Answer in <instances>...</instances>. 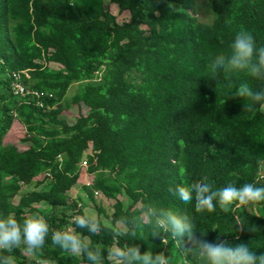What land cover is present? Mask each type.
Returning a JSON list of instances; mask_svg holds the SVG:
<instances>
[{"label":"trees","instance_id":"trees-1","mask_svg":"<svg viewBox=\"0 0 264 264\" xmlns=\"http://www.w3.org/2000/svg\"><path fill=\"white\" fill-rule=\"evenodd\" d=\"M109 1L130 19L118 23L104 0H0V214L15 213L22 221L39 212L51 230L70 225L84 213L69 193L92 146L87 172L93 182L84 189L90 199L97 191L115 201L111 221L135 214L139 202L154 203L188 214L202 239L245 243L257 255L264 253V205L258 206L259 216L243 208L197 213L194 202L184 204L168 192L203 177L214 187H239L260 176L264 110L254 105L243 111V100L225 96L241 81L264 89V80L213 74L210 63L230 49L240 30L264 46V0H203L213 16L209 24L189 12L198 11L197 0ZM169 3L183 11H169ZM23 71L30 78L22 74L20 82L30 94L17 96L11 76ZM76 84L80 88L65 101ZM72 107L80 112L70 125L61 115ZM15 120L26 130L27 149L3 144ZM31 185L35 189L16 203ZM91 243L104 250L117 243L112 225L103 223ZM118 243L176 255L171 242L165 246L147 231L136 240L121 236ZM10 254L16 264H28L22 248ZM35 256L31 264H89L85 256L53 246L50 237Z\"/></svg>","mask_w":264,"mask_h":264},{"label":"clouds","instance_id":"clouds-1","mask_svg":"<svg viewBox=\"0 0 264 264\" xmlns=\"http://www.w3.org/2000/svg\"><path fill=\"white\" fill-rule=\"evenodd\" d=\"M168 8L171 12L183 11L172 3L168 4ZM210 70L213 74L218 71L244 73L248 77L264 80V46L257 47L252 33L240 30L230 49L213 57ZM229 94L225 97L244 101L243 111H252L254 105L264 110V89L256 90L248 82L241 81ZM256 165L264 175V156L257 157ZM168 192L184 204L194 202L197 213L214 212L217 207L225 213L243 208L259 216L258 206L264 205V183L260 181L239 187L233 183L214 187L207 177H203L190 184L169 187ZM136 207L139 211L135 214L122 215L110 222L112 237L117 243L106 250L91 243V236L101 232L106 222L95 212L74 215L71 224L60 230H51L47 218L39 212L28 214L22 221L15 213L0 214V264H16L15 257L10 253L17 248H22L26 256H35L44 248L49 237L53 246L71 255L85 256L89 264H173L174 260L178 264H264V253L257 255L248 244L232 245L221 240L210 242L197 236L188 214L154 203L139 202ZM78 229L86 230L89 235ZM243 229L240 228L241 231ZM146 231L165 246L171 242L176 255L168 254L166 249L154 253L151 247L142 252L139 245L120 246L118 243L121 236L136 240L138 235L143 237ZM249 231L252 229L249 228ZM39 264L52 262L43 259Z\"/></svg>","mask_w":264,"mask_h":264},{"label":"rangeland","instance_id":"rangeland-1","mask_svg":"<svg viewBox=\"0 0 264 264\" xmlns=\"http://www.w3.org/2000/svg\"><path fill=\"white\" fill-rule=\"evenodd\" d=\"M105 1V8L106 10L110 11L113 15L117 17L118 23L126 22L130 19V13L129 12H119V9L116 5L110 4L109 0ZM197 10L193 12V10H189L195 17H197L201 22L203 23H211L213 20V16L208 13L205 10V7H203V0H197ZM49 67H52L54 69L59 68V64H49ZM103 72L100 73L102 75ZM79 85H73L70 90L68 91V94L66 96V100L70 99L73 95L76 94L77 90L79 89ZM79 108L78 107H72L70 110L64 112L61 115V118L66 120L70 125L75 123L78 115H79ZM82 113H85V109H81ZM26 137V130L23 127V125L18 121L15 120L12 124L10 130L8 133L3 137V144H16L20 149H27L30 144L25 143L23 139ZM82 177L80 176V180L77 184V186L69 193V195L74 199H78L79 202H81L84 206V212H95L97 213L102 221H106V225H111V216L114 212L113 204L115 203L114 200L107 199L101 192H99V195L94 197V199L88 198V193L85 191L84 187L87 182L92 184L91 175L86 173L84 169H82L81 173ZM94 176V175H92ZM4 179H8L6 175L3 174ZM257 181H260L264 183V175L260 174ZM35 189L34 185L31 186H24L20 192V194L17 196L15 202L17 203L19 201V198ZM95 193V192H94ZM119 200L128 201L129 198L126 195H120L118 196ZM44 205H37V207H41ZM101 211V212H100ZM27 260H25L26 263L31 264L33 260L36 259V256H26ZM52 264H55L52 262Z\"/></svg>","mask_w":264,"mask_h":264},{"label":"built area","instance_id":"built-area-1","mask_svg":"<svg viewBox=\"0 0 264 264\" xmlns=\"http://www.w3.org/2000/svg\"><path fill=\"white\" fill-rule=\"evenodd\" d=\"M24 75L27 79L30 78V75H29V72L28 71H23L21 73H13L11 78H13V83H12V86H13V92L15 95L17 96H25L27 94H30V92H27L26 91V87L20 82L21 80V75ZM31 95H34L36 96L38 99L41 98L42 94L38 93V92H31ZM40 104L41 107H43V103L41 101L38 102ZM92 156L94 155V151H93V147L91 146L90 149L86 152L85 154V157L82 161V164H81V168L85 170V172L87 173V168L89 167L88 165V156ZM59 159L61 160V156H59ZM87 185H91V183L87 182ZM95 195L98 196L99 195V192L95 191Z\"/></svg>","mask_w":264,"mask_h":264}]
</instances>
